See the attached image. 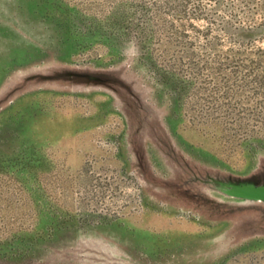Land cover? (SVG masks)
I'll use <instances>...</instances> for the list:
<instances>
[{"label":"rangeland","instance_id":"rangeland-1","mask_svg":"<svg viewBox=\"0 0 264 264\" xmlns=\"http://www.w3.org/2000/svg\"><path fill=\"white\" fill-rule=\"evenodd\" d=\"M216 173L264 181V0H0V264H264Z\"/></svg>","mask_w":264,"mask_h":264},{"label":"water","instance_id":"water-1","mask_svg":"<svg viewBox=\"0 0 264 264\" xmlns=\"http://www.w3.org/2000/svg\"><path fill=\"white\" fill-rule=\"evenodd\" d=\"M66 76L71 81L75 79L84 84H87L86 81L101 83L100 78L96 75L68 72ZM42 78L44 81L50 82L55 80L56 77L45 75ZM225 193L229 197L236 199L264 202V184L254 183L249 181V179H234Z\"/></svg>","mask_w":264,"mask_h":264},{"label":"trees","instance_id":"trees-1","mask_svg":"<svg viewBox=\"0 0 264 264\" xmlns=\"http://www.w3.org/2000/svg\"><path fill=\"white\" fill-rule=\"evenodd\" d=\"M114 41V40H113ZM133 63L135 62V58L133 59ZM141 64V63H140ZM140 64H136V65H140ZM87 84H84V83H80V81H77L76 84L80 85V86H91V87H101V88H104L110 92H112L113 94H115L117 96V92L115 91V87H113V85L111 84L112 82L110 81H107L105 83H99V82H88L86 81ZM129 98H131V102H128L129 104H127V102H123L121 100V105H123L124 109L128 108L129 111L132 110V103H134L135 105H137L139 102V100H135L134 99V94L129 92V94L127 92H125ZM118 98H120L118 96ZM120 101V99H119ZM133 110H134V107H133ZM234 179H239L238 177H236L235 175L233 174H229L228 176H222L221 174H213L212 176L210 175L209 176V179H208V183L206 185L210 186V189L212 191H215V192H218L220 194H223L224 196L228 197V198H231V199H236V198H232V197H229L228 195H226L225 191L229 188V185L230 183H232V181ZM240 179H244V178H240ZM230 181V182H229ZM260 184H264V181L261 182ZM236 200H241L243 202H247V203H250V204H260V205H264V202H259V201H250V200H242V199H236ZM92 256L93 257H97V255H99V252L96 251V252H91Z\"/></svg>","mask_w":264,"mask_h":264}]
</instances>
